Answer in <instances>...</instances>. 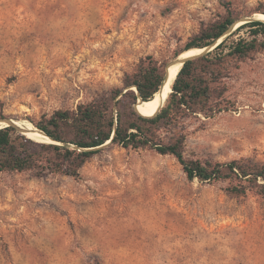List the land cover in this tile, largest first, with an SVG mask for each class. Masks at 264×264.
Here are the masks:
<instances>
[{
	"label": "rangeland",
	"instance_id": "1",
	"mask_svg": "<svg viewBox=\"0 0 264 264\" xmlns=\"http://www.w3.org/2000/svg\"><path fill=\"white\" fill-rule=\"evenodd\" d=\"M262 5L0 0V127L15 120L42 139L32 119L121 87L148 55L168 65L203 23L231 11L232 33ZM228 82L234 107L188 118L184 156L264 163V50ZM97 149L79 178L0 172V264H264L263 196L189 180L174 156L151 149Z\"/></svg>",
	"mask_w": 264,
	"mask_h": 264
},
{
	"label": "trees",
	"instance_id": "2",
	"mask_svg": "<svg viewBox=\"0 0 264 264\" xmlns=\"http://www.w3.org/2000/svg\"><path fill=\"white\" fill-rule=\"evenodd\" d=\"M252 12L264 15V5ZM236 19L228 11L214 21L203 23L184 48L174 53L177 57L188 49L215 45L210 51L184 61L164 104L154 113L135 109L139 98L150 101L160 90L167 66V61L148 55L125 74L121 87L31 120L53 140L40 132L42 139L24 131L27 137L14 125L1 126L0 172L79 178L82 166L98 152L95 147L110 140V144L126 149H151L174 156L189 180H225L233 194H245L249 190L264 197V163L247 157L211 162L184 156L186 120L200 115L212 117L234 107V101L227 96L228 79L242 62L264 50V21L259 19L243 22L217 42ZM247 28V37L234 38ZM163 132L169 136H163Z\"/></svg>",
	"mask_w": 264,
	"mask_h": 264
},
{
	"label": "bare ground",
	"instance_id": "3",
	"mask_svg": "<svg viewBox=\"0 0 264 264\" xmlns=\"http://www.w3.org/2000/svg\"><path fill=\"white\" fill-rule=\"evenodd\" d=\"M262 17H264V15L257 17L259 19H262ZM264 20V19H263ZM236 26H238V24H236ZM203 51V48H192V49H188L184 52H182L178 59H182L184 57H188V56H194L197 55L199 53H201ZM181 66L180 63H173L168 67V71L170 73V80L167 82V84L164 86L163 89H160L159 91H157V93L155 94L154 98L150 101H143V102H139L137 103V107L145 112V113H154L157 111V109L161 106L162 102L166 99L168 93L170 92V88H171V84L173 81V78L175 77V75L178 72L179 67ZM18 125V124H17ZM23 131H25L26 133L27 130L18 125ZM29 134V133H28ZM109 143V140H107L104 144ZM103 144V145H104Z\"/></svg>",
	"mask_w": 264,
	"mask_h": 264
},
{
	"label": "water",
	"instance_id": "4",
	"mask_svg": "<svg viewBox=\"0 0 264 264\" xmlns=\"http://www.w3.org/2000/svg\"><path fill=\"white\" fill-rule=\"evenodd\" d=\"M254 19H259V18H247L246 20L247 21H251V20H254ZM259 20H263V19H259ZM264 21V20H263ZM246 22V21H245ZM231 33V30H228L227 32H225L224 34H223V36L225 37V36H227L228 34H230ZM224 37H220V40L219 41H217V42H220L221 41V39L222 38H224ZM215 45H211V46H207V47H203V51L201 52V53H199V54H197V55H194V56H188V57H184V58H182V59H176L175 61H173V62H171V63H169L168 65H167V67H166V70H165V73H164V77H163V80H162V83H161V86H160V89H163L164 88V86L167 84V82L170 80V73H169V71H168V67L171 65V64H173V63H180L181 64V66H182V64L184 63V61L185 60H187V59H189V58H191V57H195V56H198V55H200V54H203V53H206V52H208V51H210L213 47H214ZM177 75V74H176ZM176 75H175V77H176ZM175 77L173 78V80L175 79ZM173 82V81H172ZM136 90V89H135ZM170 91H171V88H170ZM144 100H142L141 98H139L138 100H137V103H139V102H143ZM165 101V100H164ZM163 101V102H164ZM163 102H162V104H161V106L163 105ZM137 103L135 104V109L137 110ZM160 106V107H161ZM159 107V108H160ZM159 108L157 109V110H159ZM138 111V110H137ZM139 112V111H138ZM7 121V125H14V126H16L17 127V129L21 132V133H23V134H25V132L17 125V123H15V120H11V119H7L6 120ZM6 125V126H7ZM35 130L36 131H38V132H40L41 134H43L44 136H46V137H48L49 139H51L49 136H47L45 133H43L42 131H40V130H38L37 128H35ZM26 135V134H25ZM27 136V135H26ZM28 137V136H27ZM51 140H53V139H51ZM109 142H110V140H109ZM101 146H103V145H100V146H98V147H95V148H99V147H101Z\"/></svg>",
	"mask_w": 264,
	"mask_h": 264
},
{
	"label": "snow or ice",
	"instance_id": "5",
	"mask_svg": "<svg viewBox=\"0 0 264 264\" xmlns=\"http://www.w3.org/2000/svg\"><path fill=\"white\" fill-rule=\"evenodd\" d=\"M262 19H264V17H262Z\"/></svg>",
	"mask_w": 264,
	"mask_h": 264
}]
</instances>
